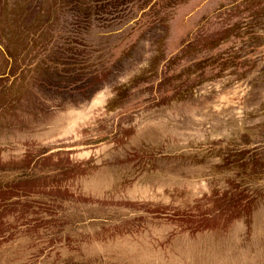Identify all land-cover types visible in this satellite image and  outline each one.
Instances as JSON below:
<instances>
[{"label": "rangeland", "instance_id": "1", "mask_svg": "<svg viewBox=\"0 0 264 264\" xmlns=\"http://www.w3.org/2000/svg\"><path fill=\"white\" fill-rule=\"evenodd\" d=\"M0 264H264V0H0Z\"/></svg>", "mask_w": 264, "mask_h": 264}]
</instances>
